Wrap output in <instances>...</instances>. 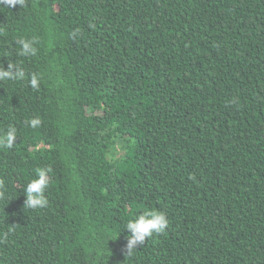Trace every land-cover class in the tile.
<instances>
[{"label": "trees", "instance_id": "obj_1", "mask_svg": "<svg viewBox=\"0 0 264 264\" xmlns=\"http://www.w3.org/2000/svg\"><path fill=\"white\" fill-rule=\"evenodd\" d=\"M9 63L25 78L0 81V132L17 129L0 264H264V0L0 5ZM44 168L47 206L24 207ZM149 210L168 228L127 255Z\"/></svg>", "mask_w": 264, "mask_h": 264}, {"label": "clouds", "instance_id": "obj_2", "mask_svg": "<svg viewBox=\"0 0 264 264\" xmlns=\"http://www.w3.org/2000/svg\"><path fill=\"white\" fill-rule=\"evenodd\" d=\"M24 0H0V5L14 8L17 5L23 6ZM91 27V25H90ZM78 35L73 31L70 36L75 38ZM35 39L20 38L17 44L20 46L19 55L35 56L37 48L34 46ZM25 78V71L13 63H9L7 70L0 67V81L4 80H22ZM30 86L35 89L39 86V77L36 73L30 76ZM31 128H37L41 120L36 117L27 121ZM17 139V129L15 126H9L3 132H0V148L11 149ZM51 169H37L34 178H31L23 189L25 194L24 207L30 209L44 208L48 204L45 192L49 187V173ZM168 228V219L163 212L149 210L139 214L133 219L128 220L124 225L126 236V252L130 254L134 249L143 245L145 241L153 235L162 234Z\"/></svg>", "mask_w": 264, "mask_h": 264}]
</instances>
